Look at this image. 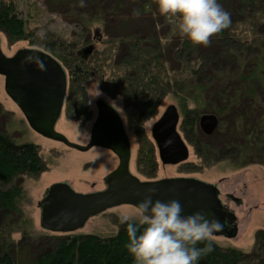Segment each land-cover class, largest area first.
<instances>
[{"label":"trees","instance_id":"trees-1","mask_svg":"<svg viewBox=\"0 0 264 264\" xmlns=\"http://www.w3.org/2000/svg\"><path fill=\"white\" fill-rule=\"evenodd\" d=\"M22 1L0 0V32L9 41L30 38L25 30L26 20L17 12ZM37 1L79 30L76 41L38 40V49L49 53L67 70L95 71L102 86L113 87L123 96L128 110L134 112L133 116L130 114L132 122L140 119L137 114L141 111L152 108L151 97L171 95L198 159L205 158L201 154L204 150H211L215 161L220 160L222 152L236 150L240 156L236 167L261 164L252 159V153L264 151V97L258 96V91L264 90V0H219L229 12L231 23L213 35L207 46L193 45L177 31L169 36L176 39L175 44L162 39L158 19L165 17L158 11L157 0ZM134 9L140 11L139 16L133 15ZM150 19L152 25L139 30ZM238 26L243 29L239 31ZM91 33L97 39L103 36L105 43L110 44L107 76L111 79L106 78L103 60L93 47L85 58L79 49ZM221 59L223 63L217 64ZM177 63L178 68L173 69ZM258 105L263 108L257 109ZM2 112L0 104V115ZM203 113L219 117L218 127L211 134L223 132L218 146L208 140L211 135L206 136L199 129L198 119ZM43 167L37 145L18 144L4 130L0 131V215L4 219L22 216L18 206L23 193L22 178ZM6 230L0 227V264H134L126 250L124 225L115 235L105 237H40L23 245L30 248L31 258H20L22 248L15 246ZM248 256L239 249H223L212 242L211 250L201 255L198 264H242ZM254 256L257 264H264V232L257 233Z\"/></svg>","mask_w":264,"mask_h":264},{"label":"rangeland","instance_id":"rangeland-1","mask_svg":"<svg viewBox=\"0 0 264 264\" xmlns=\"http://www.w3.org/2000/svg\"><path fill=\"white\" fill-rule=\"evenodd\" d=\"M17 12L24 21L26 20L25 30L27 34H30V38L13 42L9 41L0 32L1 49L6 56H13L21 49L40 48L37 44V41L40 39L35 37V33L40 30L45 32L47 41H60L62 39L64 42L70 43L77 39L75 35H78L79 30L75 26L63 21L58 12L45 8L37 0H23L18 4ZM162 20H164V23ZM158 21H160L159 32L162 39L167 38L172 44H175L176 39H169V36L176 32L174 24L166 18L158 19ZM148 24L152 25V19L144 21L141 24L143 27L140 26L139 30L143 31ZM242 29L243 27L238 26L239 31ZM87 39L81 47L79 46V49L84 52L85 48L89 46L93 47V50L98 53L97 56L103 60L106 78L111 79L110 76H107L110 73L107 69L110 44L105 43L106 39L103 36L97 39L94 33H91ZM248 56L246 59L250 61ZM88 60H91V58ZM116 62L119 64L121 60L118 59ZM221 63H223L222 59L217 62V64ZM177 68L178 63L175 64L173 69ZM87 71L92 73L94 77L81 79L78 86L83 87L88 101L91 103L97 97L106 95L120 113L123 114L124 109L128 108L124 105L120 92L113 90L107 93L106 88L101 84L102 81L99 79L98 74L95 71ZM137 74L139 75V71H137ZM103 81H105L104 78ZM258 93V96L264 97L263 89L259 90ZM77 94L79 95L80 93ZM75 96H73V99L70 96V100L78 103L83 101L82 94L78 98ZM0 104L3 109L0 115V131L4 130L18 144L33 143L37 145L39 155L44 163L42 171L22 178L21 186L23 193L18 201L22 216L20 218L10 216L11 218L4 219L0 215V227L7 228L6 232L10 235L11 241L16 247L22 248L20 258H31L32 253L30 252V248H25L24 244L36 241L40 237L59 235L45 231L40 226L37 204L45 189L54 183L65 181L74 190H79L78 192L81 194L102 190L104 187L102 183L103 177L113 171L118 161L110 152L98 147H93L86 152H78L35 134L27 125L17 106L6 95L4 78L1 75ZM169 105L177 107L173 96L164 95L157 105L154 104L152 108L145 111V118L141 120L143 126L131 125L134 133L129 130L132 146L131 173L140 180L156 181L165 178L183 177L197 178L201 181L217 185L219 200L224 211L233 218L232 227L236 230V235L234 237L215 235L212 242L223 249L236 248L241 250L245 255H249L242 264L259 263L258 258L254 256V251L257 233L264 232V151L252 153V159L260 161L261 164H251L241 168L236 167L240 161L236 150L235 152H222L220 160L215 161V155L213 153L210 155L209 153L212 152L211 150L202 151L203 149H201L200 152L202 151L201 154L205 158L198 159L196 147H194L189 139V131L182 127L183 117L179 114L177 130L188 147L189 156L187 161L174 166H162L157 160L156 154L153 153L154 162H150L146 154L147 149L150 146L152 148L150 128ZM256 108L261 109L263 106L258 105ZM217 119L219 124V117ZM92 121L82 123L81 121L68 122L61 119L55 126V130L63 134L69 141L85 145L88 142V131ZM218 131L208 139L216 146L222 142L224 137L222 135L223 132L221 130ZM140 149L142 150L140 151ZM133 209L134 207L130 205H120L108 210L105 214L90 219L83 227V230L74 233V235L83 232L99 234L101 237L115 235L120 227L118 224L119 214L122 211L131 213Z\"/></svg>","mask_w":264,"mask_h":264},{"label":"water","instance_id":"water-1","mask_svg":"<svg viewBox=\"0 0 264 264\" xmlns=\"http://www.w3.org/2000/svg\"><path fill=\"white\" fill-rule=\"evenodd\" d=\"M29 52L38 53L45 64L44 71L32 63H22ZM91 52V46L84 49L85 56ZM0 75L4 78L6 95L18 107L32 131L79 152L102 147L118 159L116 169L104 178L106 188L102 191L80 194L66 182L50 185L37 204L43 230L72 233L82 228L88 218L120 205L135 207L146 194L152 192L153 200H178L184 215L202 211L218 219L223 227L215 235H236V230L232 228L233 218L224 211L219 200L217 185L183 177L142 182L130 173L127 136L117 112L104 100L99 101L98 108L104 109L107 116L100 115L97 119L86 145L73 143L55 131L66 91V73L60 62L49 53L32 48L6 56L0 40ZM178 123L179 112L174 105H169L151 127V137L163 165H177L188 159V147L177 130ZM198 126L204 135L210 136L218 126V119L213 114H202Z\"/></svg>","mask_w":264,"mask_h":264},{"label":"clouds","instance_id":"clouds-1","mask_svg":"<svg viewBox=\"0 0 264 264\" xmlns=\"http://www.w3.org/2000/svg\"><path fill=\"white\" fill-rule=\"evenodd\" d=\"M157 6L160 15L174 24L179 36L193 45L207 46L213 35L231 23L229 12L219 0H157ZM133 15L139 16L140 11L134 9ZM35 37L44 40L46 34L40 30ZM22 63H32L40 71L45 70L38 53L29 52ZM152 197L153 193L149 192L131 213L122 211L118 216V224L125 226L126 250L134 264H198L201 255L211 250L215 234L222 229L220 221L202 211L184 215L178 200ZM198 243L204 247H198Z\"/></svg>","mask_w":264,"mask_h":264},{"label":"flooded vegetation","instance_id":"flooded-vegetation-1","mask_svg":"<svg viewBox=\"0 0 264 264\" xmlns=\"http://www.w3.org/2000/svg\"><path fill=\"white\" fill-rule=\"evenodd\" d=\"M84 54V52H83ZM85 54H84V58H85ZM61 64V63H60ZM62 65V64H61ZM63 66V65H62ZM63 68L65 69V73H66V91H65V96H64V100H63V104H62V107H61V112H60V116H59V119L56 123V125L58 124V122L61 120V119H64V121H75V122H82V123H87L89 122L90 120L92 121V124L90 125V128H89V131H88V142H89V139H90V133H91V128L93 127V125L95 124V122L97 121L98 118H100V115L101 116H107V112L103 109V110H99L98 108V103L100 100H104L108 105H110L118 114L121 122H122V125H123V129H124V132L127 136V139H128V142H129V148H130V161H129V171H130V163H131V157H132V146H131V137H130V132L129 130L133 133V130L131 129V125L134 124V126H143L142 125V122L141 120L144 119L145 117V111H141L139 114H137V116L140 118L138 119L136 122L131 120V116L130 114L133 116L134 115V112H131V110H128V109H124V113H120V111L112 104V102L107 98L108 96H101V97H97L96 99H94L91 103L88 101V97L86 95V93L84 92L83 90V87L81 86H78L79 85V82L81 79H87V78H93L94 75L92 73H89L87 70L83 69V68H78L76 70H67L64 66ZM107 90L106 92H111L113 91V87L112 88H109V87H106L104 86ZM102 92V91H101ZM75 93H76V96H75ZM77 93H80L79 95L81 96L82 94V99L83 101L81 102H76L74 100H70V96H72V99H73V96L75 97H79V95ZM104 93V92H103ZM102 93V94H103ZM122 99H123V103L124 105L126 106L127 103L126 101H124V98L123 96H121ZM162 99V96H153L151 97V100H150V104L151 106L153 107V105H157L158 104V101H160ZM18 108V107H17ZM177 108V107H176ZM20 111V110H19ZM22 114V113H21ZM24 117V116H23ZM25 119V118H24ZM26 121V120H25ZM27 123V122H26ZM155 123V122H154ZM153 123V124H154ZM28 125V124H27ZM55 125V126H56ZM152 127V126H151ZM30 128V127H29ZM56 131V130H55ZM34 132V131H33ZM35 133V132H34ZM37 134V133H35ZM134 134V133H133ZM38 135V134H37ZM40 136V135H38ZM42 137V136H40ZM44 138V137H42ZM150 138H151V143H152V148L150 146V148L147 149L146 151V154L147 156L149 157V161H153V153L156 154L157 156V160L159 161V163L162 165V166H174V165H163L159 159V155H158V149L156 147V144L154 143L152 137H151V128H150ZM45 139V138H44ZM48 140V139H47ZM51 141V140H50ZM52 142H55V141H52ZM87 142V143H88ZM58 143V142H56ZM86 143V144H87ZM58 144H61V143H58ZM85 144V145H86ZM63 145V144H61ZM64 147H66L65 145H63ZM68 148V147H66ZM93 148V147H92ZM98 148H101V149H104L108 152H110L112 155H114V153H112L110 150L108 149H105V148H102V147H98ZM69 149V148H68ZM73 150V149H72ZM142 149H140L141 151ZM76 151V150H75ZM79 152V151H78ZM115 156V155H114ZM116 157V156H115ZM117 158V157H116ZM118 161V159H117ZM154 162V161H153ZM118 165V163H117ZM178 165V164H177ZM117 167V166H116ZM116 167L113 169V171L116 169ZM42 171V170H41ZM112 172V171H111ZM109 172V173H111ZM108 173V174H109ZM131 173V171H130ZM106 174L103 179H102V183H103V189L104 190L106 188V185L104 183V178L108 175ZM132 175H134L133 173H131ZM135 176V175H134ZM137 177V176H135ZM138 178V177H137ZM172 178H178V177H172ZM139 179V178H138ZM140 180V179H139ZM142 182H145V181H154V180H140ZM65 182V181H64ZM67 183V182H66ZM68 185L70 186V188L76 192V193H80L78 192L79 190H74L71 185L68 183ZM47 189V188H46ZM45 189V191H46ZM102 190H97V191H92V192H88V193H95V192H99V191H102ZM45 191L40 199V201L42 200L43 196L45 195ZM81 194V193H80ZM87 194V193H85ZM39 203V202H38ZM115 208V207H114ZM39 209V208H38ZM113 209V208H111ZM111 209H108V210H111ZM108 210L96 215V216H93V217H90L88 218V220L86 221V223L90 220V219H93V218H96V217H99L103 214H105ZM39 215H40V210H39ZM85 223V224H86ZM85 226V225H84ZM83 226V227H84ZM121 226V225H120ZM83 227L78 229V230H75L74 232L72 233H67V234H62V233H56V234H59V235H62V236H67V235H74V233L80 231V230H83ZM120 229V227H119ZM119 229L117 230V232L119 231ZM52 233V232H51ZM76 235H94V236H100L99 234H92V233H79V234H76ZM114 235V234H112ZM105 237V236H104Z\"/></svg>","mask_w":264,"mask_h":264}]
</instances>
